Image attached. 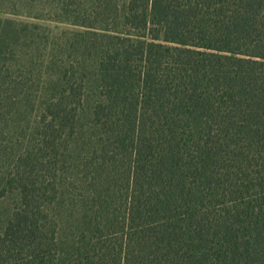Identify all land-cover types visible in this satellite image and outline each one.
Segmentation results:
<instances>
[{
  "label": "trees",
  "instance_id": "trees-1",
  "mask_svg": "<svg viewBox=\"0 0 264 264\" xmlns=\"http://www.w3.org/2000/svg\"><path fill=\"white\" fill-rule=\"evenodd\" d=\"M72 24L40 61L0 19V264H264V0Z\"/></svg>",
  "mask_w": 264,
  "mask_h": 264
},
{
  "label": "rangeland",
  "instance_id": "rangeland-1",
  "mask_svg": "<svg viewBox=\"0 0 264 264\" xmlns=\"http://www.w3.org/2000/svg\"><path fill=\"white\" fill-rule=\"evenodd\" d=\"M90 5L91 0H0V19L36 26L35 30L28 27L18 49L22 54L30 53L41 61L57 53L53 50L57 51L62 45L65 34L78 30L72 24L75 16L78 11L82 16L88 14ZM37 116L38 111L23 108L16 120L14 133L32 126Z\"/></svg>",
  "mask_w": 264,
  "mask_h": 264
}]
</instances>
